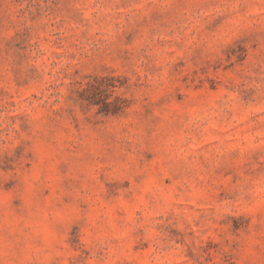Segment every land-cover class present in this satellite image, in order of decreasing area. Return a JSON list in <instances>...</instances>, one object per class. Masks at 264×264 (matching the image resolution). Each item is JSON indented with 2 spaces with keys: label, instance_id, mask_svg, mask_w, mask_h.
I'll return each instance as SVG.
<instances>
[{
  "label": "clouds",
  "instance_id": "obj_1",
  "mask_svg": "<svg viewBox=\"0 0 264 264\" xmlns=\"http://www.w3.org/2000/svg\"><path fill=\"white\" fill-rule=\"evenodd\" d=\"M0 264H264V0H0Z\"/></svg>",
  "mask_w": 264,
  "mask_h": 264
},
{
  "label": "rangeland",
  "instance_id": "obj_2",
  "mask_svg": "<svg viewBox=\"0 0 264 264\" xmlns=\"http://www.w3.org/2000/svg\"><path fill=\"white\" fill-rule=\"evenodd\" d=\"M53 55H57L58 57V53H53ZM55 63V61H53V64ZM104 88V81L100 80V81H90L87 78H85L82 81V93L83 92H89L93 97L99 95L102 91V89Z\"/></svg>",
  "mask_w": 264,
  "mask_h": 264
}]
</instances>
